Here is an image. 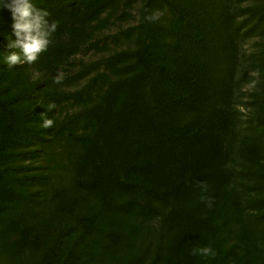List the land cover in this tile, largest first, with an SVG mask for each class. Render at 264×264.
<instances>
[{"label": "rangeland", "instance_id": "1", "mask_svg": "<svg viewBox=\"0 0 264 264\" xmlns=\"http://www.w3.org/2000/svg\"><path fill=\"white\" fill-rule=\"evenodd\" d=\"M151 1L162 26L156 62L166 75L144 85L136 67L107 66L141 46V12ZM261 1L28 0L46 25L41 34L55 30L33 63H6L13 53L24 61L23 33L0 49V99L28 85L16 109L32 130L17 161L0 150V196L19 174L34 176L19 184L28 195L15 218L22 225H0V264H149L177 233L169 207L136 217L113 211L84 227L100 204L86 179L97 164L124 179L122 160L134 154L142 184L178 185L181 223L210 213V222L197 220L201 249L212 250H199V264H264L263 5L251 10ZM44 118L53 126L43 127ZM126 200L112 194L114 207Z\"/></svg>", "mask_w": 264, "mask_h": 264}, {"label": "trees", "instance_id": "2", "mask_svg": "<svg viewBox=\"0 0 264 264\" xmlns=\"http://www.w3.org/2000/svg\"><path fill=\"white\" fill-rule=\"evenodd\" d=\"M263 1L257 2L251 7V10H256L263 5V8L260 9L263 16L258 18L259 20H264ZM155 7L156 3L151 1L142 9L141 46L131 55L126 52L116 53L112 57V65L107 66V69L111 71H115L114 68L116 69L118 66L119 68H123L125 65L136 67L137 77L144 85L148 81H152L157 73L166 75L165 66L158 65L156 62V56L162 53L161 48L155 47L153 44L156 35L162 31V26L156 20L149 21L146 19L147 16L152 15ZM10 13L11 11L4 5L0 8V49L2 50L11 49L9 42L18 39L14 35V21L9 16ZM159 69H161L160 72ZM28 88L29 86L25 85L16 94L0 99V150L7 148L5 155L8 163L17 161L24 153L19 149L24 146L23 140L30 138L32 132L26 126V122L20 119L21 115L16 109L17 102ZM248 152L249 155H255L256 149L249 148ZM224 156V152L217 149L216 159H221ZM12 168L14 167L9 164L8 169ZM121 169L125 175L124 179L108 174L101 164H97L93 172L91 171L92 174L86 179L85 187L98 198L100 204L97 211L85 220L84 227L86 229L94 228L98 222L105 220L113 211L124 217H136L147 212H155L157 205L169 207L171 222L175 223V220L179 222L177 233L164 246L158 244L153 249L154 256L149 264H199L198 252L202 247V238L200 237L202 230L197 225V220L202 218L205 222H210V213L197 214L195 212L194 216L183 220L181 223V204H179L181 191L178 190V185L175 188L161 182L142 184L140 179L145 175V168L138 154L124 157ZM2 174L3 172L0 171V175ZM33 177V175L19 174L15 180H9V183L5 185L9 189V195L5 198L0 196V225L3 224L7 228L22 225V222L17 223L15 218L22 204L21 201L28 195L26 192L18 191L21 188L19 184L34 179ZM3 191L5 188H0V194ZM116 191L119 195L126 197L127 200L114 207L111 200L112 194H115ZM123 231L122 228L116 230V236L121 241L127 240Z\"/></svg>", "mask_w": 264, "mask_h": 264}, {"label": "clouds", "instance_id": "3", "mask_svg": "<svg viewBox=\"0 0 264 264\" xmlns=\"http://www.w3.org/2000/svg\"><path fill=\"white\" fill-rule=\"evenodd\" d=\"M5 8L11 11L13 18V30L14 35L18 38L21 36V33L24 34L23 39L26 43L23 44V51L25 59L21 61L20 57L13 53L7 57L6 63L9 67L14 65L27 62L33 63L36 61L38 55L45 51L48 44V35L50 31L55 30V24L52 25L49 32L41 34V28L46 27V25H41L40 23V14L37 13L34 17L33 14L36 11L33 6L28 2V0H10V2L4 5ZM47 15V13H44ZM159 18V14H152L147 16L146 19L149 21H153ZM33 32H36L37 35L34 36ZM11 46V45H10ZM57 82H59L57 78ZM255 81L253 82L254 86ZM51 108H55V104L50 105ZM43 116V114H41ZM43 127L50 128L53 126V120L44 118ZM202 188L206 189V185H201ZM202 200H206L208 206L211 207L213 201L211 197H201ZM212 253V250L209 247H205L201 249V255H207Z\"/></svg>", "mask_w": 264, "mask_h": 264}]
</instances>
